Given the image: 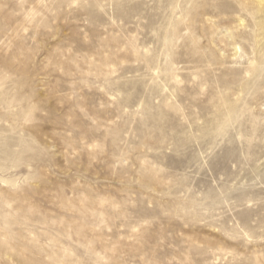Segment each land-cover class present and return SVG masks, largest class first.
<instances>
[{"label": "rangeland", "instance_id": "1", "mask_svg": "<svg viewBox=\"0 0 264 264\" xmlns=\"http://www.w3.org/2000/svg\"><path fill=\"white\" fill-rule=\"evenodd\" d=\"M0 264H264V0H0Z\"/></svg>", "mask_w": 264, "mask_h": 264}]
</instances>
